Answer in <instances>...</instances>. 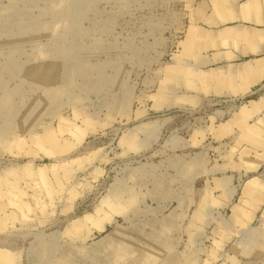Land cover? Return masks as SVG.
I'll use <instances>...</instances> for the list:
<instances>
[{
	"label": "rangeland",
	"instance_id": "1",
	"mask_svg": "<svg viewBox=\"0 0 264 264\" xmlns=\"http://www.w3.org/2000/svg\"><path fill=\"white\" fill-rule=\"evenodd\" d=\"M245 1L0 0V264H264V83L188 41Z\"/></svg>",
	"mask_w": 264,
	"mask_h": 264
},
{
	"label": "crops",
	"instance_id": "2",
	"mask_svg": "<svg viewBox=\"0 0 264 264\" xmlns=\"http://www.w3.org/2000/svg\"><path fill=\"white\" fill-rule=\"evenodd\" d=\"M225 6L223 17L227 22L241 19L222 30H193L188 34V41L198 42V48L205 49L199 64L202 68L216 65L232 68V76L237 77L234 82L243 85L241 88H245L246 94L254 88L252 85L264 83V0H246L236 18L228 11L226 3ZM215 74L214 83H221L227 76L226 72ZM249 104L252 112L258 113L264 108V95Z\"/></svg>",
	"mask_w": 264,
	"mask_h": 264
}]
</instances>
